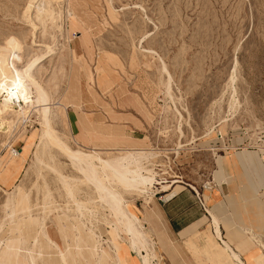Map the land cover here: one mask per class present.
I'll return each instance as SVG.
<instances>
[{"label": "rangeland", "instance_id": "rangeland-1", "mask_svg": "<svg viewBox=\"0 0 264 264\" xmlns=\"http://www.w3.org/2000/svg\"><path fill=\"white\" fill-rule=\"evenodd\" d=\"M28 3L29 0H0V46L6 45L12 50L19 71L43 55L33 69V76L53 100V128L72 149H95L103 157L110 150L135 145L157 154L161 151L153 168L168 181L180 177L200 190L207 185L214 186L211 178L221 168V156L232 154L237 147H264V0H74L72 7L54 3L57 12L64 10L63 19L57 21L64 26V31H54L50 23L43 28L36 20V11L28 17ZM71 13L78 23L82 21L86 26L83 31L71 33L74 39L79 38L82 46L80 53L85 61L78 64L87 67V71L82 68L79 101L67 92L74 66L70 50L77 42L74 39L72 43L67 42ZM33 24L41 27L34 28ZM48 46L54 54H49ZM147 50L154 52L147 54ZM108 55L112 58L108 64L116 84L111 94L99 86L95 77V72L105 74V63L102 65L99 58L105 59ZM163 63L172 76L173 102L164 94L168 77L161 72ZM25 83L29 87L27 80ZM232 87L236 89L238 103L235 113L230 112ZM32 88L29 87L34 101L28 109L30 120L20 125L12 151L3 149L6 138H0V157H3L0 163V239L5 240L11 233L9 222L5 221L3 202L7 193L15 189L14 184L24 179V186L30 192L35 217L29 222L34 230L36 216L42 215V191L47 188L46 182L41 178L37 180L35 170L30 169L43 130L41 107L36 103L37 93ZM117 99L122 107L110 109L109 103L116 105ZM129 101L130 106L126 104ZM82 106L86 114L75 122V133L73 118L76 112L82 115ZM94 109L99 112L94 113ZM93 121L98 127L91 132L88 125ZM179 122L183 135L177 130ZM180 142L184 148L176 154ZM18 152L26 158L24 164L10 159L11 153ZM58 159L65 166V174L71 176L69 161L62 155ZM44 175L60 211L47 218L52 223V218L58 216L59 221V215L69 211L55 176ZM180 190L183 189H177ZM128 195L126 199L138 213L136 205L143 203L145 197ZM95 209L98 215L94 223L105 239H111L114 232L105 218L111 219L104 216L100 208ZM211 232L209 224H205L188 246L200 249L203 255L209 253L207 239ZM259 254L261 256V251L257 252ZM178 261L177 264H202L187 250Z\"/></svg>", "mask_w": 264, "mask_h": 264}, {"label": "bare ground", "instance_id": "bare-ground-1", "mask_svg": "<svg viewBox=\"0 0 264 264\" xmlns=\"http://www.w3.org/2000/svg\"><path fill=\"white\" fill-rule=\"evenodd\" d=\"M73 1L74 0H29L26 14L29 17L32 12L36 11V20H38L43 28H46L50 23L54 31H64V26L57 24L58 19H63L62 14L64 10L61 8L57 12L53 5L56 3L59 6L64 5L65 7V5H67L68 7H72ZM69 16L70 20H72L71 30L69 31L70 35L67 37V42L72 43L74 42L73 39L75 36L71 33L79 29L83 31L84 28L82 27V21L78 23L72 13L69 14ZM36 26L34 25L33 27L35 28ZM53 38L55 39L54 36ZM76 39L78 40V44L75 43V48L70 50L74 59V66L72 69V76L71 78L69 77L70 80L67 92L71 93L72 96L79 101V98L82 96V68H85L87 71V67L79 66L78 64L79 61L84 59H82L83 54L80 53V51H82V46L79 42V38H75L74 40ZM47 49H49V54H54L52 47ZM153 52L154 51L147 50L145 53L153 54ZM42 56L28 64L25 70L19 71L15 66L12 50L6 45L0 46V126L3 129L0 131V138H6L3 149L12 151V142L20 132V125L26 124L30 120V112L28 109L34 101L32 100L33 95L31 96L29 87H33L37 93L36 103L41 107L40 115L43 130L39 136V143L35 146L36 151L33 153L30 169L32 168L35 170L37 180L41 178L44 183L46 182L47 187L42 191V215L36 216L37 224L35 230L32 229V225L29 222L35 216L32 214L31 196L30 192L26 190L24 186V179L21 180L18 185H15V183V189L13 191L11 190V193H7L6 199L3 202V211L5 214V221H8L10 224L8 229L11 233V237H9L6 242L3 241V238V240L0 241V262L5 264H20V262L26 261L27 264H47L46 258L49 256L46 255V251L51 250L58 253L62 264H70L71 259L73 258L76 260L80 252L85 248L84 250L89 251L96 264H103L105 261L109 260L116 264V255L112 258L110 253H108V250L110 252L112 248H114L113 242L109 239H105L94 223L98 215V211L95 209L97 207L103 211L104 216H109L111 219L109 221L105 218L107 225L110 226L113 232L133 250H139L138 253L144 264H151V253L145 252V256L141 253L142 250L147 251L151 245L149 238L150 234L148 235L146 233L143 220L138 216L135 209L131 206V202L126 199L125 195L135 194L140 197L143 196L145 200L148 201L154 197L157 192L171 190L176 184L190 186L193 190H195V187L182 181L180 177H173L172 181H168L163 175H160L153 167L161 151L157 154L152 150L145 149L142 145H135L136 147L133 148L110 150V152L106 153V157H103L102 154L95 149L92 151H86L82 148L72 149L66 140L61 138L53 128L51 120V102L53 100L33 76V69L41 62L43 59ZM110 60H112L110 55L105 59H103V57L99 58L102 65L105 63L103 67L105 74L95 72L97 73L95 77H97L99 86L103 87L104 91L111 94L116 84L108 64ZM161 72L168 77V81L165 83L166 90L164 94L173 102L174 96L171 89L172 76L164 63ZM88 76V78H91L89 73ZM25 80L28 81L29 87L25 83ZM234 81L235 78L233 76L231 82L233 83ZM232 90L233 94L231 97L233 102L230 103V112L232 111L235 113L238 103L235 98L236 89L232 87ZM104 91L102 90V92ZM91 101L93 102L94 99ZM130 102L131 101L126 104L130 106ZM126 104L124 105L127 106ZM178 114L179 117L183 119L181 116L182 114H180V112H178ZM96 121H93L92 124ZM98 121L103 123L101 120ZM179 123L180 125L177 130L180 135H183L181 122ZM78 125H81V123L78 122ZM182 148H184V146L180 142L179 147L175 150L176 154H179ZM230 149L234 148L231 147ZM259 149L263 151L264 147L259 145ZM11 155L10 159L15 162L21 161L23 164L26 162V158L21 152L17 154L11 153ZM61 155L69 161L72 171L71 176L65 174V166L60 163L61 161L59 162L58 158ZM2 160L3 157H0V163ZM44 173L54 175L56 182L63 190L67 210L69 212L67 214L66 212L61 213L59 215V221L66 220V222L70 224L68 229H71L73 232L72 250L70 246H68L66 250H62L60 245L55 241L54 236L52 237L49 236L50 233L48 234L47 218L50 219V216L54 214V212L58 211L57 213H60V211L59 206L56 205L53 194L48 189V183L45 180ZM37 186L35 185V188ZM37 191L40 192V190ZM71 212L73 214H70ZM215 226L217 234L220 236L217 221H215ZM1 229L2 226H0V230ZM52 229L58 231L56 226ZM61 230H63V226ZM33 232L34 235L30 236ZM84 236L87 237V240H84ZM82 242L83 245H81ZM229 250L234 258L240 260L231 249ZM111 253L114 254L113 252Z\"/></svg>", "mask_w": 264, "mask_h": 264}, {"label": "crops", "instance_id": "crops-1", "mask_svg": "<svg viewBox=\"0 0 264 264\" xmlns=\"http://www.w3.org/2000/svg\"><path fill=\"white\" fill-rule=\"evenodd\" d=\"M82 27L86 29L84 24ZM109 104L110 109H114V106L122 107L119 99L116 100V105L111 102ZM93 112L99 111L94 109ZM84 114L86 109L83 107L82 115L76 112L73 118L75 133V122L81 121V118L85 117ZM116 122L118 121L114 123ZM96 126L98 127L95 123L88 125V130L94 132ZM221 161L220 170L218 168L211 178V184L213 182L214 186L207 185L198 190L192 185L197 189L196 192L190 186L176 184L171 190L157 192L153 201L144 200L140 205H136L137 214L143 220L151 242L149 249L142 250L141 253L144 256L147 252L151 253V264H177L185 250L202 264H264V152L259 148L237 147L232 154L221 156ZM209 186L211 188H208ZM214 220L217 221L220 236L217 234ZM64 221L58 222V216L52 218V223L47 221L48 225L58 228L57 231L48 226V234L54 236L62 250H66L68 246L73 248V232L68 229L70 224ZM205 224H209L212 230L207 239L211 251L203 255L200 249L188 246V243L197 238ZM33 235L31 233L30 236ZM110 238L114 248L110 252L108 250V253L112 258L116 255V264L143 263L139 250H133L115 233ZM3 241L6 242L5 239ZM229 249L240 260L234 258ZM49 251H46L49 256L46 258L47 264H62L58 253ZM259 251L261 256L257 255ZM20 264L27 262L22 261ZM70 264L96 263L89 251L83 250L77 256V261L72 258ZM103 264L115 263L109 260Z\"/></svg>", "mask_w": 264, "mask_h": 264}, {"label": "built area", "instance_id": "built-area-1", "mask_svg": "<svg viewBox=\"0 0 264 264\" xmlns=\"http://www.w3.org/2000/svg\"><path fill=\"white\" fill-rule=\"evenodd\" d=\"M14 153H16V150H14Z\"/></svg>", "mask_w": 264, "mask_h": 264}]
</instances>
